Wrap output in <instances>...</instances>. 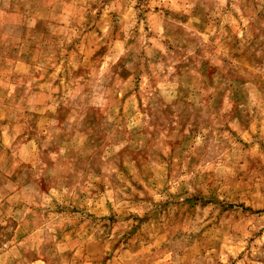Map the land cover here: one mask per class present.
<instances>
[{"label": "rangeland", "instance_id": "rangeland-1", "mask_svg": "<svg viewBox=\"0 0 264 264\" xmlns=\"http://www.w3.org/2000/svg\"><path fill=\"white\" fill-rule=\"evenodd\" d=\"M0 264H264V0H0Z\"/></svg>", "mask_w": 264, "mask_h": 264}]
</instances>
